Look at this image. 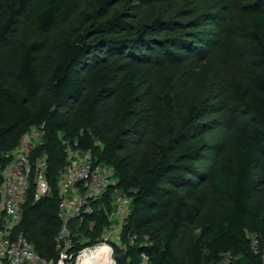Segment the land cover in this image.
I'll return each instance as SVG.
<instances>
[{
  "label": "trees",
  "instance_id": "trees-1",
  "mask_svg": "<svg viewBox=\"0 0 264 264\" xmlns=\"http://www.w3.org/2000/svg\"><path fill=\"white\" fill-rule=\"evenodd\" d=\"M89 1L101 15L100 21L94 29L60 43L48 79L50 102L39 100L32 106L29 99L39 88L33 43H23L18 55V75L26 94L4 87L0 80V187L3 172L22 137L33 127L44 125L43 144L34 156L45 155L48 159L51 194L33 202L32 190L29 191L18 228L38 255L54 264L58 258L56 176L66 163L69 145L74 150L90 152L97 163L111 167L118 190L131 199L130 214L120 236L124 248L114 252L118 254L116 264H184L174 245L183 226L193 223L202 213L203 201L183 174L196 175L194 161L200 158V149L180 135L179 141L159 147L155 162L150 164L144 159L133 167L130 158L120 154L125 148L126 131L118 129L112 135H101L94 130V124L105 98H114L123 110L134 102L140 66L173 70L180 58L193 49L192 45L198 44L197 34L210 19L207 15L195 17L191 12L135 25L132 12L147 0ZM32 2L37 3L34 22L46 35L60 22L67 24L74 12L73 0H7V12L0 20V45H6L16 34L17 18L27 13ZM124 2L129 13L112 12ZM187 16L195 19L182 23L181 18ZM237 20L248 29L245 48L256 69L252 68L248 80H235L225 95V107L220 112L227 111L237 128L220 159L216 180L211 182L212 189L223 194L225 201H220L208 217L202 238L191 244L190 264H223L224 259L228 264H263L264 207H259L254 195H264V14L248 12L245 17L238 15ZM199 58L202 55L196 60L205 62ZM119 61L126 66H117ZM162 99L179 116L184 130L196 127L209 114L210 107H204V101L189 102L188 95L182 94L175 101L168 96ZM178 190H185V195H177ZM109 211L107 205V213H93L90 218L95 226L91 232L85 224L78 227L73 222L77 234L73 252L99 242ZM159 218L168 220L167 230L155 225ZM251 236L256 237V245H252ZM142 255L147 257L144 263Z\"/></svg>",
  "mask_w": 264,
  "mask_h": 264
},
{
  "label": "rangeland",
  "instance_id": "rangeland-1",
  "mask_svg": "<svg viewBox=\"0 0 264 264\" xmlns=\"http://www.w3.org/2000/svg\"><path fill=\"white\" fill-rule=\"evenodd\" d=\"M147 2L148 0L144 6H137L133 10L135 25L153 18L172 19L191 12H194L195 17L207 15L210 20L204 22L205 29L202 27L201 34H197L198 44L192 45L193 49L180 58L181 61L176 63L173 70L165 66L138 68L135 99L126 109L123 110L114 98H105L100 106L94 130L106 136L114 134L118 129L125 130V148L120 154L129 157L133 167L141 164L144 159L150 164L155 162L158 159L159 147L173 144L175 140L179 141L180 135H184V140L200 149V158L194 161L196 175L184 173L183 176L189 179L188 183L196 188V195L203 201L202 213L193 223L183 226L174 245L176 255L184 264H190L191 244L202 238L208 217L220 201H225L223 194L212 189L211 182L213 178L216 180L220 159L229 147L230 136L237 128V123L227 111L220 110L225 107V95L230 91L229 87L233 82L248 80L252 68H255L245 48V42L249 41L248 29L238 23L237 17H245L248 12L253 11L264 14V0ZM36 8L37 3L32 2L27 13L17 18L16 34L10 37L6 45H0V80L4 87L21 94H26V88L17 69L20 46L23 43H33L36 46L39 88L29 97L32 106L39 100L51 101L48 79L60 43L82 34L84 30L94 29L101 18V15L93 10L89 0H73L74 12L70 21L67 24L60 22L46 35L34 22ZM7 9V0H0V20ZM112 12L126 15L130 11L124 2L114 7ZM187 17L181 18V22L195 19ZM193 33L194 31L191 32V37L194 36ZM201 55L202 58L199 59H204L205 62L196 60V57ZM117 66L126 65L124 61H119ZM182 94L189 96V102L201 100L204 101V107H210L209 114L199 120L196 127L189 126L185 130L179 116L168 109L162 99L168 96L175 101ZM177 195H185V190H178ZM254 199L260 208L264 207V195L261 192L255 193ZM155 225L165 231L168 229V220L159 218ZM112 247V260L117 263L118 254L115 253L117 249H122L121 243ZM223 264H228V261L224 259Z\"/></svg>",
  "mask_w": 264,
  "mask_h": 264
},
{
  "label": "built area",
  "instance_id": "built-area-1",
  "mask_svg": "<svg viewBox=\"0 0 264 264\" xmlns=\"http://www.w3.org/2000/svg\"><path fill=\"white\" fill-rule=\"evenodd\" d=\"M43 138L44 125L30 129L20 140L9 166L3 172L4 180L0 187V264H54L38 255L33 245L18 231L22 206L29 191L32 190L33 202L46 199L51 194L47 177L48 159L45 155L34 156L36 149L43 144ZM56 181L60 229L55 238L58 254L55 264H81L86 253L102 246L110 250L112 259V245L120 242L131 204V199L118 190L114 170L97 163L90 152L74 150L68 145L66 163L58 171ZM107 205H110V211L99 242L73 252L77 242L73 222L76 221L78 227L85 224L91 232L95 221L90 217L95 211H99L98 214L106 212ZM251 243H258L255 236H251ZM121 248L124 245L121 244ZM142 259L143 263L147 261L145 255ZM262 261L264 264V250Z\"/></svg>",
  "mask_w": 264,
  "mask_h": 264
},
{
  "label": "bare ground",
  "instance_id": "bare-ground-1",
  "mask_svg": "<svg viewBox=\"0 0 264 264\" xmlns=\"http://www.w3.org/2000/svg\"><path fill=\"white\" fill-rule=\"evenodd\" d=\"M81 264H113L110 250L106 247H97L84 255Z\"/></svg>",
  "mask_w": 264,
  "mask_h": 264
}]
</instances>
